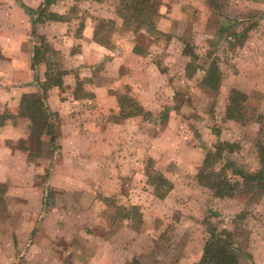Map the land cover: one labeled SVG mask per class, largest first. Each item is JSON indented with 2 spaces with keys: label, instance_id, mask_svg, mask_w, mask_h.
Segmentation results:
<instances>
[{
  "label": "rangeland",
  "instance_id": "rangeland-1",
  "mask_svg": "<svg viewBox=\"0 0 264 264\" xmlns=\"http://www.w3.org/2000/svg\"><path fill=\"white\" fill-rule=\"evenodd\" d=\"M211 3L214 8L207 0H155L158 13L164 16L180 4L181 17L170 35L150 38L155 43L150 45V56L126 52L128 42L136 46L142 40L135 39L125 25L105 28L107 46L128 56L127 71L117 72L111 58L84 71L78 60L38 37L45 52V60L39 61L46 65L45 78L52 69L65 70L63 85L69 71L67 80L73 85L63 86L62 91L82 96L84 107L94 112L100 124L122 123L124 128L106 137L108 151L92 150L91 161L71 174L67 189L56 190L48 185V176L60 155L65 119L47 103L48 91L55 84L41 81L38 92L27 94L46 101L54 115L44 120L53 135L47 128L40 137L32 134V120L21 109L20 116L30 122L25 125L29 133L12 141L28 148L30 162L41 173L33 182L12 178L0 184V264H85L100 242H106V252L91 264H132L134 259L141 264H193L202 258L214 230L233 235L241 264H264V191L256 189L244 200L220 198L198 180L206 154L220 142L234 143L223 152L224 158L250 172L262 167L264 0ZM35 26L32 34L38 36ZM185 49L191 55H184ZM213 67L218 68L220 78L217 88L204 82ZM101 84L110 86L107 95L111 97L106 101V94L96 93ZM233 89L246 96L240 103L244 106L240 120L228 117ZM120 97L133 99L144 111L124 118L117 102ZM0 116L8 118L9 114ZM97 137L92 135L90 140L98 142ZM225 163L220 159L214 167ZM160 176L173 185L165 198L157 195ZM106 177L108 182H104ZM28 186L44 190L48 210L58 202L67 205L68 223L32 218V206L20 204L21 191ZM133 206L139 208L138 215ZM38 222L41 226L33 227ZM35 241L42 246H34Z\"/></svg>",
  "mask_w": 264,
  "mask_h": 264
},
{
  "label": "crops",
  "instance_id": "crops-1",
  "mask_svg": "<svg viewBox=\"0 0 264 264\" xmlns=\"http://www.w3.org/2000/svg\"><path fill=\"white\" fill-rule=\"evenodd\" d=\"M119 2L120 0H52L46 4V0H0V114H9L0 125V184L12 178L33 182L36 174L41 173V169L37 166L35 168V164L30 162L29 151L17 147L12 141L29 133L25 127L30 123L28 118L20 116L24 95L38 92L39 82L46 80L45 63L35 62L34 59L35 47L41 46L37 41L38 37L62 51L68 58L78 60L79 69L84 71H91L94 66L109 58L117 72L122 68L127 71L128 56L115 53L95 37L101 20L112 21L119 29L123 27L124 21L117 11ZM180 9L181 5L176 4L169 15L156 16L157 27L162 35L172 33L176 21L181 17ZM33 24H36L34 28L38 36L32 34ZM146 43L149 45L146 46L147 52L141 56L152 54L150 45L153 46L154 41L147 39ZM125 46L128 48L126 52L137 55L134 43L128 42ZM182 53L186 55L184 50ZM68 76L69 71L64 76L63 85L50 87L47 96L50 109L65 119V124L61 125L60 155L48 176V185L56 190L67 189V184L72 181L71 174L79 171L87 160L91 161L89 154L92 150L108 151L110 141L106 137L118 135L124 128L122 123H116L114 127L100 124L96 121L94 112L92 114L88 107H84L85 99L82 96L74 91L65 94L62 87L73 85L67 80ZM109 89L107 84H101L97 86L96 93L98 96L106 94L103 99L106 101L111 97L107 95L110 93ZM118 100L119 98L117 102ZM133 117L135 116L129 118ZM92 135H98V142L90 140ZM104 182H108L107 177ZM20 195V204L24 208L32 206V218L37 221L43 218L56 224L59 221L68 223L67 205L58 202V205L49 210L46 206L44 211L47 204L44 190L28 186L22 189ZM35 225L33 227L41 226L39 222ZM35 245L42 246L37 241ZM97 246L94 256L89 257L85 264L102 259L101 254L103 250L106 252L107 244L100 242Z\"/></svg>",
  "mask_w": 264,
  "mask_h": 264
},
{
  "label": "trees",
  "instance_id": "trees-1",
  "mask_svg": "<svg viewBox=\"0 0 264 264\" xmlns=\"http://www.w3.org/2000/svg\"><path fill=\"white\" fill-rule=\"evenodd\" d=\"M51 1L52 0H47L46 4ZM207 2L210 7L214 8L211 0H207ZM156 8L157 5L155 4V0H120L119 2L117 11L124 21L125 28L134 33L135 39L142 40V42L139 41L134 47V51L138 54H146L147 47L145 42L147 39H154L162 35V32L158 30L155 20L156 16L159 14ZM113 25L115 24L112 21H100L95 33V37L100 43L106 46L110 44V40L105 38L103 31L105 28ZM44 53L43 46H36L34 54L35 62L45 60ZM184 53L188 56L191 55L186 49ZM47 65L50 66L49 63ZM52 70L53 72L46 74L47 83L62 86L61 78L65 71ZM217 71L218 68L214 67L207 71L204 82L208 87L217 88L219 86L220 78ZM245 101L246 96L242 92L235 89L232 90V95L230 96L227 107V112L229 113L228 117L230 119L240 120L242 118L240 117V112L244 106L240 103ZM119 103L122 105L121 108L124 118L137 116L144 111L142 105L134 102L133 99H127V97H120ZM134 106L135 110H128L129 107ZM21 109L22 114L29 116L32 120V134H36L40 137L43 135L44 129L47 128L48 133L53 135L51 125L45 122L44 117L48 118V116L50 117L54 114L49 112L46 101L42 97L35 98V94H31L30 96L27 94L24 95ZM237 112H239V115L235 114ZM164 117L167 118V116ZM0 118H2L0 120V125H2L7 116H0ZM233 146L234 143L232 142H220L214 149L210 150L206 154L203 166L199 170L198 180L203 186L212 190L216 197H231L244 200L256 189L264 191V146H259L262 167L256 172H250L239 166L230 158L223 157V152L227 148H233ZM26 150H28V148H26ZM220 159H224L226 163L216 169L214 165ZM172 187L173 185L170 181L164 176H160L158 178V188L156 189L157 195L160 198H165ZM46 206L47 204L44 206V211H46ZM132 208L135 214L138 215L139 208L137 206H133ZM126 217L130 218L129 214ZM240 257L241 252L233 241V235L227 230L221 232L214 230L211 232L210 239L205 244L202 258L193 264H241ZM132 264L141 263L134 259Z\"/></svg>",
  "mask_w": 264,
  "mask_h": 264
}]
</instances>
